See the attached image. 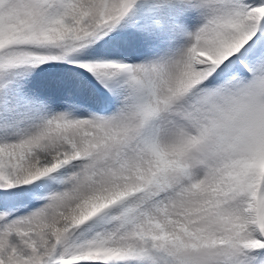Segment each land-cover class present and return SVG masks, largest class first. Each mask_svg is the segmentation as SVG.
Listing matches in <instances>:
<instances>
[{
	"label": "snow or ice",
	"instance_id": "6c2138e0",
	"mask_svg": "<svg viewBox=\"0 0 264 264\" xmlns=\"http://www.w3.org/2000/svg\"><path fill=\"white\" fill-rule=\"evenodd\" d=\"M0 264H264V0H0Z\"/></svg>",
	"mask_w": 264,
	"mask_h": 264
}]
</instances>
